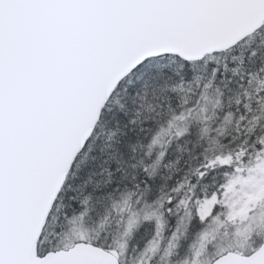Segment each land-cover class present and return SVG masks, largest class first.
Wrapping results in <instances>:
<instances>
[{
  "label": "snow or ice",
  "instance_id": "1",
  "mask_svg": "<svg viewBox=\"0 0 264 264\" xmlns=\"http://www.w3.org/2000/svg\"><path fill=\"white\" fill-rule=\"evenodd\" d=\"M0 264H264V0H0Z\"/></svg>",
  "mask_w": 264,
  "mask_h": 264
}]
</instances>
